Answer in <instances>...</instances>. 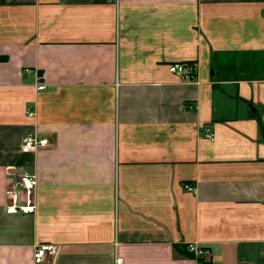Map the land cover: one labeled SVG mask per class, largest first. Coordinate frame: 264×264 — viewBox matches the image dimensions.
<instances>
[{"label":"crops","instance_id":"obj_1","mask_svg":"<svg viewBox=\"0 0 264 264\" xmlns=\"http://www.w3.org/2000/svg\"><path fill=\"white\" fill-rule=\"evenodd\" d=\"M0 57V264H264V0H0Z\"/></svg>","mask_w":264,"mask_h":264},{"label":"built area","instance_id":"obj_2","mask_svg":"<svg viewBox=\"0 0 264 264\" xmlns=\"http://www.w3.org/2000/svg\"><path fill=\"white\" fill-rule=\"evenodd\" d=\"M171 73L180 76L189 77L193 75L194 68L186 63H172L168 66ZM44 88L42 83L36 85V90ZM27 117L35 116V109L26 110ZM204 136L210 140L214 138L212 132L208 129L205 130ZM48 141L46 138L38 136L35 132H27L22 137L21 148L23 150H34L37 148L46 147ZM37 186L36 176L31 172L22 171L18 174L16 181L13 185L7 187L4 191L5 197V211L7 213H23L32 214L36 211V200L34 191ZM186 189L192 190L189 185L184 186ZM186 250L196 256H208L209 251L206 248L198 247L194 243H187ZM57 245L52 243H39L33 249V261L36 264L43 263L55 255Z\"/></svg>","mask_w":264,"mask_h":264},{"label":"trees","instance_id":"obj_3","mask_svg":"<svg viewBox=\"0 0 264 264\" xmlns=\"http://www.w3.org/2000/svg\"><path fill=\"white\" fill-rule=\"evenodd\" d=\"M2 59H3V57H0V60H2ZM188 255H189V256H192V254H191V253H188Z\"/></svg>","mask_w":264,"mask_h":264},{"label":"water","instance_id":"obj_4","mask_svg":"<svg viewBox=\"0 0 264 264\" xmlns=\"http://www.w3.org/2000/svg\"><path fill=\"white\" fill-rule=\"evenodd\" d=\"M262 132H263V130H262ZM263 135H264V133H263Z\"/></svg>","mask_w":264,"mask_h":264}]
</instances>
